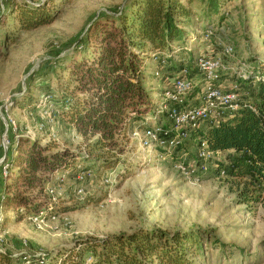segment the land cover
I'll list each match as a JSON object with an SVG mask.
<instances>
[{
  "label": "rangeland",
  "instance_id": "obj_1",
  "mask_svg": "<svg viewBox=\"0 0 264 264\" xmlns=\"http://www.w3.org/2000/svg\"><path fill=\"white\" fill-rule=\"evenodd\" d=\"M49 1L60 9L54 23L32 31L13 26L16 5ZM127 1L0 0V199L11 146L6 140H13L8 135L10 124L16 138L30 136L41 145L66 149L75 156L63 169L45 174L48 181L44 186L28 190L38 196V202L54 204L58 210L54 219L42 210L46 215L42 230L29 220L35 216L16 222V211L2 212L0 208V264H59L56 256L77 240L102 239L138 229L168 233L202 230L208 240L203 244V256L193 259L196 264H264V193L259 203H239L238 191L246 181L226 173L236 157L233 152L213 155L206 162L207 171L200 170L189 178L176 166L183 160L200 166L196 158L200 131L177 150L175 160L164 158L161 149L142 144L149 126L170 125L168 114L161 112L163 93L172 87L181 70L186 67L202 85L196 65L199 57L222 60L220 85L225 91L236 89L246 101L256 96V84L244 85L239 77L249 67L264 68V0H232L226 7V20L209 28L214 35L208 40L204 38L208 20L198 22L202 20L205 0H197L192 6L195 15L183 24L190 35L185 43L178 44L181 50L185 47L188 51L179 52L175 66L149 64L147 87L155 105L143 115V121L133 122L125 136H117L115 143L108 142L101 149L95 144L99 134L80 136L59 116V88L70 73L68 65L86 54L79 49V42L93 35L99 15L118 12ZM227 45L234 47L232 55L225 53ZM60 58L64 60L58 62ZM29 95L31 102L26 101ZM201 95L197 88L189 99L199 104ZM205 128L203 125L201 129ZM93 153L123 156L127 164L107 169L98 162L83 163V158ZM83 173L85 179L79 180ZM63 175L65 181L61 180Z\"/></svg>",
  "mask_w": 264,
  "mask_h": 264
},
{
  "label": "trees",
  "instance_id": "obj_2",
  "mask_svg": "<svg viewBox=\"0 0 264 264\" xmlns=\"http://www.w3.org/2000/svg\"><path fill=\"white\" fill-rule=\"evenodd\" d=\"M231 1L205 0L202 20L198 22L208 20L206 30L214 23L224 22ZM196 2L128 0L118 12L99 15L93 35H86L79 42V49L86 54L68 65L70 73L59 88L61 97L57 105L63 121L80 136L99 134L95 144L101 149L108 142L115 143L117 136H125L133 122L143 121V115L155 105L147 87L149 64L161 68L176 65L179 52L187 50H181L178 44L185 43L190 35L183 24L195 15L192 6ZM51 4L53 1L16 5L13 26L32 31L54 23L60 9ZM252 68L239 77V82L247 86L256 84V96L243 100L242 107L219 125L193 133L200 131V138L211 151L235 154L226 173L237 180L245 179L238 191V201L247 206L259 203L264 193V68ZM30 96L26 101L32 99ZM8 135L13 140L8 139L11 146L6 158L1 211H16V222L38 216L42 210L49 217L57 216L56 205L38 202V196L28 190L44 186L48 181L45 174L63 169L75 156L66 149L41 145L30 136L16 138L11 124ZM91 162L114 169L119 164L126 165L127 159L94 153L83 158V163ZM205 240L208 238L202 230L168 233L138 229L102 239L77 240L55 259L61 261L59 264H196L193 259L203 256Z\"/></svg>",
  "mask_w": 264,
  "mask_h": 264
},
{
  "label": "built area",
  "instance_id": "obj_3",
  "mask_svg": "<svg viewBox=\"0 0 264 264\" xmlns=\"http://www.w3.org/2000/svg\"><path fill=\"white\" fill-rule=\"evenodd\" d=\"M213 35V30L207 29L204 38L208 40ZM224 51L227 55H232L234 47L227 45L224 47ZM196 65L202 76V85H198L187 68L183 69L174 79L172 87L166 89L163 93L161 112L168 114L170 125L163 126L154 123L144 131L145 138L142 144L150 149H161V155L164 158L175 160L174 156L177 150L185 147L186 142L194 132L200 130L203 125L206 128L219 125L242 107L243 99L238 90L225 91L223 86L220 85L223 70V63L220 58L202 56L197 59ZM156 74L159 75V72ZM197 88H200L202 93L201 99L198 100L200 101L199 104H195L189 99V96ZM6 141L9 143L8 140ZM219 153L211 151L207 146V142L201 139L200 148L196 155L198 162H201L200 166L189 165L186 160H183L179 161L176 167L190 178L199 174L200 170L207 171L206 162L213 155ZM60 177L62 181H65V175ZM78 179L84 180V173L80 174ZM78 192L82 193L83 190L80 189ZM44 216H46L44 211H41L38 216L31 217L29 220L33 222L37 229L42 230L46 225ZM52 218L54 219L56 216ZM2 241L0 236V244ZM23 245L27 246V242H24ZM42 259L44 260L43 257ZM27 263L30 264V261Z\"/></svg>",
  "mask_w": 264,
  "mask_h": 264
},
{
  "label": "water",
  "instance_id": "obj_4",
  "mask_svg": "<svg viewBox=\"0 0 264 264\" xmlns=\"http://www.w3.org/2000/svg\"><path fill=\"white\" fill-rule=\"evenodd\" d=\"M2 119H3L5 122H7V121H6V118L2 117ZM6 126L8 127L7 123H6Z\"/></svg>",
  "mask_w": 264,
  "mask_h": 264
}]
</instances>
